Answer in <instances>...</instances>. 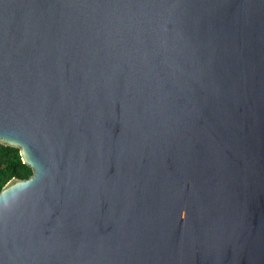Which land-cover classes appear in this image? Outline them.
<instances>
[{
  "label": "water",
  "instance_id": "obj_1",
  "mask_svg": "<svg viewBox=\"0 0 264 264\" xmlns=\"http://www.w3.org/2000/svg\"><path fill=\"white\" fill-rule=\"evenodd\" d=\"M0 264H264V0H0Z\"/></svg>",
  "mask_w": 264,
  "mask_h": 264
},
{
  "label": "trees",
  "instance_id": "obj_2",
  "mask_svg": "<svg viewBox=\"0 0 264 264\" xmlns=\"http://www.w3.org/2000/svg\"><path fill=\"white\" fill-rule=\"evenodd\" d=\"M33 170L23 162L20 150L0 144V192L13 179L26 180Z\"/></svg>",
  "mask_w": 264,
  "mask_h": 264
}]
</instances>
